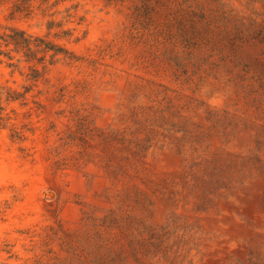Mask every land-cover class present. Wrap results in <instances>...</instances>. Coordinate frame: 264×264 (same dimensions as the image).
Returning <instances> with one entry per match:
<instances>
[{"label":"rangeland","instance_id":"374dc122","mask_svg":"<svg viewBox=\"0 0 264 264\" xmlns=\"http://www.w3.org/2000/svg\"><path fill=\"white\" fill-rule=\"evenodd\" d=\"M263 157L264 0H0V264H205Z\"/></svg>","mask_w":264,"mask_h":264},{"label":"bare ground","instance_id":"6f19581e","mask_svg":"<svg viewBox=\"0 0 264 264\" xmlns=\"http://www.w3.org/2000/svg\"><path fill=\"white\" fill-rule=\"evenodd\" d=\"M203 100L209 104L211 109H215L216 111L232 110V108H234L233 103L229 102L227 95L224 92L205 95ZM246 143V139H242L239 142L233 143L232 148L234 150H239V148L243 149L246 146ZM165 154V156L158 159L159 163L156 168V170L162 173V175L164 172L168 171V169L178 166V161L174 159V157L170 158L169 155H167L168 153ZM244 186L243 192L236 195L234 205L221 209L220 214H218L219 210H217L210 215L201 216V224L204 230L210 229L222 235L221 241H203L201 243V246H204V250L202 251L205 254V264H231L235 257H246L247 252L244 249L243 243L244 240L249 237L251 232L246 225L239 222V217L241 216H246L248 219L252 220L257 226H259L262 231L261 233L264 235V210L259 211L258 205L264 191V176L262 179L251 180ZM261 243L264 244V241Z\"/></svg>","mask_w":264,"mask_h":264}]
</instances>
